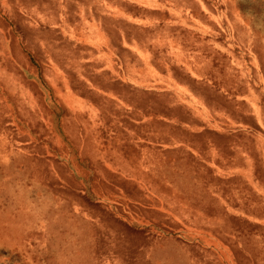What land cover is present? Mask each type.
I'll return each instance as SVG.
<instances>
[{"label": "rangeland", "instance_id": "374dc122", "mask_svg": "<svg viewBox=\"0 0 264 264\" xmlns=\"http://www.w3.org/2000/svg\"><path fill=\"white\" fill-rule=\"evenodd\" d=\"M0 264H264V0H0Z\"/></svg>", "mask_w": 264, "mask_h": 264}, {"label": "crops", "instance_id": "0c3cea01", "mask_svg": "<svg viewBox=\"0 0 264 264\" xmlns=\"http://www.w3.org/2000/svg\"><path fill=\"white\" fill-rule=\"evenodd\" d=\"M195 197H197V198H196V201H198V199L200 198V196L198 197V195H197V196H195Z\"/></svg>", "mask_w": 264, "mask_h": 264}]
</instances>
